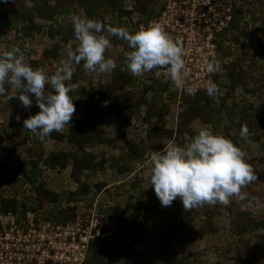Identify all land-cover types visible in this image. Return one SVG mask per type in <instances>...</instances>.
I'll use <instances>...</instances> for the list:
<instances>
[{
    "label": "trees",
    "instance_id": "16d2710c",
    "mask_svg": "<svg viewBox=\"0 0 264 264\" xmlns=\"http://www.w3.org/2000/svg\"><path fill=\"white\" fill-rule=\"evenodd\" d=\"M30 1L32 4L27 7V0H0V39L8 46L5 50L12 48V43H7V29L13 27L22 37L19 47L27 62L43 70L48 67V60L55 61L61 54L66 56L67 45L70 40H75L71 25L73 14L135 32L139 23L149 21L164 8L162 0H134L131 9L124 8L120 0ZM235 2L233 0L229 25L219 33L222 41L217 54V60L224 63L222 66L229 82L225 85L215 83L219 92L214 97H209L206 90L194 95H179L172 85L155 81L156 69L134 77L124 63V53L129 50L127 43L115 36L110 37V42L113 47H119L122 60L111 71V82L103 85L101 80H90L87 87L79 85L76 90L70 91L75 112L62 131H53L43 140L39 139L23 127V120L39 111L35 100L31 107L25 108L18 99L0 96V113L4 104L8 109L4 115L8 118L5 125L9 137L0 142V147L11 158L15 155L22 157L13 167L5 168L0 162V188L6 179L11 180V185L15 187L14 192H0V212H12L20 221L26 218L28 210H33L46 219L67 223L78 218L79 206L89 209L99 196V207L111 219V226L107 228L111 229L113 225L117 228L113 226L116 230L111 235L96 236L89 242L84 264H112L115 260H124L129 264H228L227 251L221 244L226 231L234 237L232 245L226 243L228 251L235 245L232 264H264L257 251L259 245L264 246V234L255 233L259 228L264 229V209L254 215L241 208L249 195L264 190V155L245 153L247 162L257 173V179L252 181L253 189L247 191L249 188L246 187L243 190V199L234 196L226 205L217 202L193 207L187 210L189 217L183 220L159 224L168 211L166 208L182 202L177 198L170 206L162 207L149 184L151 155L162 151L166 145L182 146L190 142L198 132L192 128L196 121L216 128L219 134L239 147L241 142L250 141L259 143L264 149V114L257 116L256 113L260 110V91L264 86V67L257 62V55L264 48V3L257 4L252 12L254 21H259L260 25L256 27L257 34L251 42L246 35L249 24L247 12L239 10ZM74 3H78L77 8ZM115 11L120 17L126 15L131 19L134 15L137 21H122L119 18L121 23L114 25L108 18ZM40 32L58 38V41L52 48L43 50L39 58H34V52L26 48L24 40ZM72 45L75 47L76 44ZM258 71L260 73L256 74ZM74 76L72 82L76 83L80 76ZM239 88L243 89L247 99L237 98ZM222 89L224 93H221ZM152 92L153 96L149 97ZM172 103L176 105L175 109L171 107ZM112 119L119 134L107 137L103 130ZM241 126L249 130L246 140L239 135ZM21 139L27 143L23 155L16 154L15 143ZM49 139L54 140L55 148L45 153L44 146ZM95 144L107 145L118 149V152L110 158L104 153L98 156L89 150ZM135 161L137 166L148 162L145 167L150 168V175L147 178L139 169L133 180L112 183L100 180L101 173L107 169L116 168L122 174ZM43 165L58 173L69 172L60 191L48 187L50 176L43 174ZM24 188L30 193L22 192ZM194 214L200 216L198 228L193 221ZM196 239L200 241L199 253H179L181 244ZM141 243L152 248L145 254L146 258L135 247ZM213 253L218 259L212 263L210 258Z\"/></svg>",
    "mask_w": 264,
    "mask_h": 264
},
{
    "label": "clouds",
    "instance_id": "9594fccd",
    "mask_svg": "<svg viewBox=\"0 0 264 264\" xmlns=\"http://www.w3.org/2000/svg\"><path fill=\"white\" fill-rule=\"evenodd\" d=\"M71 25L77 43L75 47L67 45L66 59L60 61L50 76L42 68L32 67L19 47L0 51V96L18 99L25 108L31 107L35 100L39 111L24 119L23 127L39 139L62 131L72 119L75 105L66 82L73 76L74 64L83 61L87 72L109 73L116 68L115 60L105 56L112 36L127 43L129 50L124 53V63L134 77L166 68L176 88L195 94L182 81L185 65L180 41L170 37L161 26L149 24L130 32L77 14L71 16ZM206 69L209 73L218 71L219 64L212 60ZM206 92L214 97L219 89L210 81ZM16 118L19 120V115ZM239 135L246 140L248 128L241 126ZM255 179L257 176L253 175L242 148L207 127L200 128L187 144H169L151 155L149 184L162 207L170 206L177 198L184 210L205 203L226 205L230 197L243 199L242 187Z\"/></svg>",
    "mask_w": 264,
    "mask_h": 264
},
{
    "label": "built area",
    "instance_id": "2783aa9c",
    "mask_svg": "<svg viewBox=\"0 0 264 264\" xmlns=\"http://www.w3.org/2000/svg\"><path fill=\"white\" fill-rule=\"evenodd\" d=\"M162 1L164 8L161 12L145 24L141 23L140 28L149 24L159 25L174 40L178 39L184 52L182 81L185 87L191 88L194 93L206 90L208 82H214V75L218 73H209L207 63L215 60L219 68L222 64L217 60L218 43L221 40L219 33L232 19L233 0ZM235 3L239 8L241 0ZM156 71L160 72L159 76L154 73L157 83L170 84L176 88L166 68ZM176 89L179 95L187 93L182 88ZM42 170L48 173L53 169L43 165ZM98 198L89 209L79 206L78 218L67 223L46 219L33 210L27 211L25 220L21 219L23 222L17 221V216L12 212H0V227L4 228V219L10 218L18 234L15 241L8 242L7 249H12L6 260H0V264H84L89 242L96 236L111 235L117 228L116 225H113L115 228H107L111 226V219L99 207ZM251 205L255 206L253 203ZM7 249L0 252L2 256L7 255ZM210 259L211 262L216 261L217 254L213 253Z\"/></svg>",
    "mask_w": 264,
    "mask_h": 264
},
{
    "label": "rangeland",
    "instance_id": "374dc122",
    "mask_svg": "<svg viewBox=\"0 0 264 264\" xmlns=\"http://www.w3.org/2000/svg\"><path fill=\"white\" fill-rule=\"evenodd\" d=\"M27 1H28L27 7H30L32 4L31 1L30 0H27ZM120 3H122L124 8L131 9L134 6L135 1L134 0H120ZM261 3H264V0H241L240 6H239L240 10H244L247 12V19L249 20V24H248V27L246 30V35H247V40H250L251 42L254 41L253 38H255L254 36H256V34H257V28L256 27L258 25H260L259 21H254L255 19L252 17V15H253L252 12H254L256 5L261 4ZM74 5H75L74 6L75 8L78 7V3H74ZM248 5L250 6L249 9H247ZM119 18L122 21L123 20L128 21V19L132 20L133 22L137 21V17L134 15L131 17V19L129 17L127 18L126 15L123 17H120L118 11L112 12L111 15L109 16L108 20L110 22H112L114 25H117V24L119 25L121 23V22H119L120 21ZM143 22H144V24L146 23L145 21H142L141 23H143ZM141 23L138 24L139 28H140ZM7 30L9 31L8 32V37H9L8 40L9 41H7V43L11 42L12 47L13 46L19 47V42H20V40H22V37L19 35V32L15 31L13 27L8 28ZM24 41L26 42V48L28 50L30 49L32 52H34L33 57L39 58L41 56L42 51L52 48L53 45L58 41V38H51L50 36H47V34L40 32V33H35L31 37H27ZM221 41L222 40L219 41L218 47H219V44ZM70 43L76 44L77 42L75 40H70ZM7 48H8V46L5 43V41L0 39V49L5 50ZM19 48L22 50L21 47H19ZM201 50L203 51L204 47H202ZM217 54H218V52H217ZM105 56L114 59L117 66L120 64V61L122 60L119 47H113L112 45L110 48L106 49ZM62 59H66L65 54H61L55 61H52V60L49 61L48 60V62H49V64H47L48 67L44 69L45 73L49 76L54 74L56 67L59 65V63ZM257 62L259 64L263 65V67H264V48H263L262 52L258 53ZM222 64H224V63H222ZM222 64L218 70V73L216 75H214L213 79H214V83L218 82V83H223L225 85L226 82H229V81H228V74H227L224 66H222ZM112 72H109V73L87 72L83 69V61H81L80 64H74L73 76H72L70 81H67L66 85L70 86L71 92L76 90V88L79 85H81L84 88L87 87L90 80L91 81L101 80V84L104 85L106 83L111 82ZM259 73H260L259 71L256 72V74H259ZM74 74H78L80 76L79 80L76 83L72 82V79L75 77ZM221 93H224V89L221 90ZM260 94L262 96V99H261L262 103H260L259 112L255 111L256 113H258L257 116L259 115V113L262 115L264 114V86L261 88ZM69 95L71 97L73 96L72 93ZM152 96H153V92L149 93V97H152ZM236 96H237V98H239L241 100L247 99V97L245 96V92L241 88H239L237 90ZM171 107L173 109H175L176 105L172 103ZM7 110L8 109H6V106L4 104L2 106V110H1V112L3 114L0 113V142H2V140H4V138L6 140L9 139L8 133H7V128L5 125L6 122L8 121V118H7V116L4 115V114H6ZM258 118L259 117H257V120H258ZM258 125H260V123H258ZM202 127H207V126L202 125L199 121L194 122L192 125V128L196 131H198ZM207 128L211 129L215 133H218V130L214 127L209 126ZM262 129L264 130V125L262 126ZM103 131H104V135L107 137H114V136L116 137L119 134V130L117 128H115V126H114L113 119L109 120V122L105 125ZM24 141L25 140H23V139L16 141V143H15V145L17 146L16 154L19 153L20 155H23V153L25 152V148H26L27 143ZM120 143H121V141L119 142V144ZM54 148H55L54 140L49 139L48 142L44 146V151H45V153H48L49 151L53 150ZM241 148L245 153H249L251 155H253V154L254 155H256V154L264 155V149L261 148L259 143L254 144L250 141L241 142ZM89 150H91L93 153H95L98 156L106 154V157H108V158H110L113 154H117V152H118V149H112L111 147H109L107 145L102 146L100 144L92 145L89 148ZM21 158L22 157H20L18 155H15L14 158H11V156L8 153L4 152L2 150V148L0 147V162H1V165L3 167H5V168L13 167V165H15L16 162H19ZM150 161H151V158L149 159V162ZM137 164H138V162L135 161L134 164H131L129 166L127 172L123 173L122 175L119 174V172L117 171L116 168L115 169L113 168V170L111 172V174L113 176L110 179L111 180L116 179L113 182H119V181H122L124 178H126L127 176L130 175L132 177H130L129 179L133 180L135 173L139 169L142 170L143 176H145L147 178L150 175V168L145 167L148 164V162H146L143 165L141 164L138 166H137ZM67 173H69V172L58 173L56 170H50L48 173L45 172L43 174H48L50 176V179L48 180V187L54 191H60L61 188L63 187L64 182L67 180V176H66ZM253 174L257 175V173H255L254 170H253ZM45 177L47 178L46 175H45ZM11 184H12L11 180L7 181V179H6V182H4L0 188V192H2L4 194H8L9 192H14L15 187L13 188V186ZM246 187L249 188L247 191H249L251 188L253 189V187H254L253 182H250L247 185H245L244 187H242L241 192H243V190ZM26 189L27 188H24L22 190V192L30 193V191L26 190ZM257 197L259 199H256ZM251 203H253L255 206H252ZM258 204H259V206H257ZM241 208H242V210L251 212L254 215L259 214L260 210L264 209V190L262 192H258V193L249 195L248 198L241 204ZM166 209L168 210L167 213H164L163 219L159 220L160 225L165 224L167 221L173 222V221H177V220H183V219H186L189 217L187 210H184L182 204H180V203L173 204L171 207L166 208ZM199 219H200V216L194 214L193 221L195 222V225L197 228L199 227ZM23 220H25V219H23ZM23 220L22 221L20 220V221L23 222ZM4 222H5L4 228L0 227V252L1 251L5 252V250L7 249L8 245H9L8 242H10L12 240L15 241L16 236L18 235L16 232V229L14 228V226H12L13 224L11 223L10 218L4 219ZM225 231H226V229H225ZM255 231L254 232L256 234H264L263 228H259L258 230H255ZM250 233H248V234H250ZM127 234L129 235V237L131 236L129 230H128ZM233 238L234 237L229 236L228 231L224 232V235L222 236L223 243H221V244L224 245L223 250L227 251L225 253L226 254L225 256L227 258L226 261L228 262V264L233 263L232 258L235 256V249H234L235 245L233 244V246H231L230 250L228 251V246L226 245V243H230V245H232V243L234 241ZM198 242H200L198 239H196L194 241H186L185 243L180 245L179 253H181V254L199 253L200 244H198ZM135 247L138 248V251L143 252L144 255L145 254L147 255L152 249L151 246L147 245L146 243L136 244ZM11 249H12V247H11ZM11 249H7V255L6 256H5V254L2 256L0 253V260H6V257L9 256ZM257 251L259 254H261L260 260H261V263H263L264 262V260H263L264 259V257H263L264 246L262 244L259 245L257 248ZM146 255H145V258L147 257ZM214 261H212V263ZM112 264H129V263L127 261H124V260H115L112 262Z\"/></svg>",
    "mask_w": 264,
    "mask_h": 264
},
{
    "label": "crops",
    "instance_id": "0c3cea01",
    "mask_svg": "<svg viewBox=\"0 0 264 264\" xmlns=\"http://www.w3.org/2000/svg\"><path fill=\"white\" fill-rule=\"evenodd\" d=\"M101 145V144H100ZM103 146V145H102ZM113 149V148H112ZM106 155V154H105ZM112 168H109V169H107L106 171H104L103 173H101V175H100V180H103V181H108V182H110V183H112L113 181H115L116 179H114V180H111L110 178L113 176L112 174H111V172H112ZM127 172V171H126ZM125 173V172H124ZM119 174H121V173H119ZM123 174V173H122ZM121 174V175H122ZM128 174V173H127ZM129 175V174H128ZM130 177H132V176H127L126 178H124L122 181H125V180H131V179H129Z\"/></svg>",
    "mask_w": 264,
    "mask_h": 264
}]
</instances>
